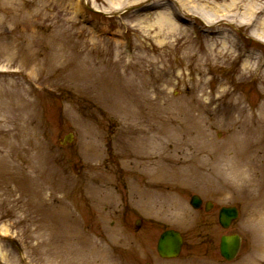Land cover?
<instances>
[{
	"label": "rangeland",
	"instance_id": "obj_1",
	"mask_svg": "<svg viewBox=\"0 0 264 264\" xmlns=\"http://www.w3.org/2000/svg\"><path fill=\"white\" fill-rule=\"evenodd\" d=\"M201 6L0 0V264H264L256 215L264 195V67L241 79L245 61L252 69L264 58V32L257 37L255 21L248 26L240 16L210 27ZM164 17L176 27H162ZM218 30V40L230 37L241 54L211 69L206 94L191 98L190 82L180 80L190 73L186 59ZM131 68H154L135 80L136 98H127ZM153 80L157 86L148 85ZM226 87L244 111L234 109L237 98H207ZM244 123L258 138L239 159L249 187L220 169ZM69 133L73 141L63 145ZM186 133L189 142L176 145ZM185 150L208 179L193 175ZM194 194L213 207H193ZM233 205L240 215L225 229L219 210ZM58 210L63 231L54 228ZM167 228L184 235L177 258L157 251ZM226 233L243 238L233 261L220 253Z\"/></svg>",
	"mask_w": 264,
	"mask_h": 264
},
{
	"label": "bare ground",
	"instance_id": "obj_2",
	"mask_svg": "<svg viewBox=\"0 0 264 264\" xmlns=\"http://www.w3.org/2000/svg\"><path fill=\"white\" fill-rule=\"evenodd\" d=\"M187 1H193L197 3L199 6H201V14L204 16L207 20V22L210 24L214 22L210 27H214V24H218L219 22H223L225 20L228 21H237V17L240 16L239 21L243 23L244 20H246L244 23L248 26H251V23L255 21V24L253 27L257 30L256 35L257 37H263L261 36L262 33L259 32V29H262L264 32V18H262V14H264V0H187ZM243 2V3H242ZM181 4V3H180ZM189 3H185V5L182 6L186 7L187 9L194 10V7H189ZM242 7V9H241ZM181 8V7H180ZM216 11L215 18H212L213 15L210 12ZM203 17V18H204ZM165 20H163L162 27L167 26V30L170 31V25L173 27H176L174 22L170 17H164ZM241 19H244L241 21ZM219 27V25H216ZM214 30V28L212 29ZM215 32V33H214ZM214 33L212 36L208 37L210 43L208 45H205L204 51H198L194 50L191 55L186 59L188 61L187 66L190 68L189 76L187 77L185 75V72H182L180 75V80L182 82L189 81L190 82V92L192 94L191 98H198L196 96V93L199 91H202L203 94H206L205 89L208 84L206 81V75L211 71V69L215 67H225L227 63L230 62V59L232 57H235V59H238L239 55L241 54L240 48L237 45V43L231 39L230 37H225L223 40H218L217 33L218 31H212ZM222 33V32H221ZM212 42V43H211ZM236 54V55H235ZM244 73L242 74L244 77L241 79L248 80L251 79V76L259 73L261 70V67H264V58H260L257 62V67L251 69V63L248 61H245L244 63ZM151 69L149 68L147 70L141 69L140 73L137 74L132 68L129 72V83H128V89H127V98H136L134 94L135 90V80L138 78V76L143 77L146 72H149ZM171 72H167L163 77L169 78ZM167 75V76H166ZM196 75H198L196 77ZM173 77V72H172ZM171 77V79H172ZM168 80V79H167ZM170 80V79H169ZM148 85H155L156 81L153 80V82L148 81ZM226 83V82H225ZM219 95L216 97L211 90L209 93H207V98H237L235 101L234 109L239 111H244L245 107L242 104L241 96L238 95L237 91L234 88L226 87L224 90H218ZM157 97L160 98L159 95L161 94V90H156ZM134 102L133 100L131 101ZM130 115H133L132 113ZM249 125L253 127V125L249 122ZM162 127V126H161ZM247 125V123L243 124V129L240 131L244 134V137L241 138L239 142L231 143L233 145L232 148H234L235 154L231 157V159H228V163H226L223 167H221V172L224 170L226 173H228V176L233 180V183H241L244 186H252V179L243 178L240 175V169L238 167L239 165V159L241 156H244V154L247 153L249 149H252L253 145L257 144L258 138L255 137V131H257L256 128L252 129ZM167 128V127H166ZM184 133V130L186 131L185 127H179ZM166 133V134H165ZM163 134L166 136L172 137L174 136L173 128H167V130L163 131ZM176 136L177 133H176ZM190 133H186L184 137H178L176 140V145L184 146L189 142ZM184 144V145H183ZM189 146V144L187 145ZM189 149H191L189 147ZM194 154L197 155V153L193 150ZM190 153H188L185 150L184 153V160L189 161L190 166H193L194 157L189 156ZM164 168V167H163ZM165 169V168H164ZM194 171L193 175L198 178H204L208 179V175L206 173H201L198 170V167L196 164H194ZM186 172H178L175 173V176L178 177V179L183 176H185ZM192 175V176H193ZM230 180V179H229ZM231 181V180H230ZM232 182V181H231ZM259 208L256 209V215L259 220V231L262 236V245L261 250L264 251V195L262 197V200L259 202ZM55 216L56 223L54 225V228H60L63 231L64 226L63 219H58V216L63 215L64 212L57 211ZM59 222V223H57ZM62 225V226H61ZM248 264H255L254 262H249Z\"/></svg>",
	"mask_w": 264,
	"mask_h": 264
},
{
	"label": "water",
	"instance_id": "obj_3",
	"mask_svg": "<svg viewBox=\"0 0 264 264\" xmlns=\"http://www.w3.org/2000/svg\"><path fill=\"white\" fill-rule=\"evenodd\" d=\"M72 135L66 136L67 140L71 141ZM191 203L195 207H200L202 199L198 195L192 197ZM212 206L211 202H207V209ZM239 216V210L236 206L222 207L219 212V222L224 228H228L231 223ZM184 243L183 235L180 231L175 229L165 230L158 241V252L162 257L172 258L181 253ZM241 248V236L239 234H224L221 237L220 251L221 254L227 259H234Z\"/></svg>",
	"mask_w": 264,
	"mask_h": 264
}]
</instances>
